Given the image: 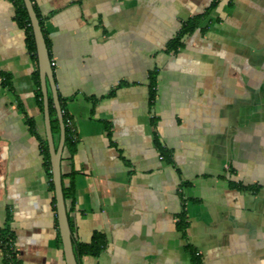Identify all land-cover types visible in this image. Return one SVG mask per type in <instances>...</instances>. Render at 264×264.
I'll return each mask as SVG.
<instances>
[{
    "label": "crops",
    "instance_id": "0c3cea01",
    "mask_svg": "<svg viewBox=\"0 0 264 264\" xmlns=\"http://www.w3.org/2000/svg\"><path fill=\"white\" fill-rule=\"evenodd\" d=\"M30 1L76 131L60 162L72 239L106 240L79 264H264V0H220L175 52L212 0ZM35 70L0 0V228L19 264H64L27 123L45 137Z\"/></svg>",
    "mask_w": 264,
    "mask_h": 264
},
{
    "label": "trees",
    "instance_id": "16d2710c",
    "mask_svg": "<svg viewBox=\"0 0 264 264\" xmlns=\"http://www.w3.org/2000/svg\"><path fill=\"white\" fill-rule=\"evenodd\" d=\"M12 1L15 7V19L17 21V24L19 27H21L24 30L25 43H26L27 49L32 55L34 61H36L35 43L33 39L32 28L28 20L27 11L23 5L22 0H12ZM219 1L220 0H212L210 5L206 9V11H204V13L193 16L191 19L187 20L183 25H181L177 35L167 44L166 49H165L166 52H175L178 48H180L182 46V39L185 36L190 35L191 33H193L196 29L200 27V24L202 20L204 19V17L208 15V13L217 5ZM32 77L37 87L36 99H37L38 108L40 112L42 113L43 112V102H42V94L40 91L39 75H38L37 70L33 72ZM3 81H4L3 83L4 86L8 85L7 78L4 77ZM58 99H59L60 109L62 112L63 122L65 126V140H64L63 149H65L68 152V154L72 156L75 153L77 137H76V134H74L70 130V128L66 126V120L68 118H67V113L65 111L64 102H63V99H61L59 96H58ZM70 99L71 98H68L67 100H70ZM154 99H155V72H152L149 74V104L150 105L154 102ZM48 101H49L51 131H52V136L54 139V144L56 146L58 143V139H59V124L56 118V112L53 107V102L51 99L50 92H48ZM27 123L30 129V132L32 133V135L36 137V139L39 142L40 153L43 158V164L45 167L46 175L49 178V190L52 193L51 204H52L53 211L55 212L54 188H53V183L51 181L49 153H48L46 139L44 136H39L37 134L32 120L28 119ZM160 154L163 158L168 157V155L166 154V151L163 149H160ZM64 180H65V176L61 175L62 192H63L64 201L66 202L68 199H71L73 197V181L71 180L70 184L66 186L64 184ZM54 219L56 223V215ZM69 226L71 229L70 222H69ZM177 227L181 231L185 227L183 214L180 217V221L177 224ZM71 233H72V230H71ZM9 239L14 241L13 235L9 232L7 227L0 228V251L2 253L3 264H19L17 260L16 251H11L9 246L5 244L7 240ZM57 243H58V247L61 250V241L59 238V234L57 235ZM72 243H73V251H74V254L79 264V260L84 256H91V257L98 256L104 249L106 245V240L102 234L94 232L92 234L91 240L88 243L75 242L73 241V239H72ZM194 264H198L197 261L196 262L194 261Z\"/></svg>",
    "mask_w": 264,
    "mask_h": 264
},
{
    "label": "water",
    "instance_id": "95a60500",
    "mask_svg": "<svg viewBox=\"0 0 264 264\" xmlns=\"http://www.w3.org/2000/svg\"><path fill=\"white\" fill-rule=\"evenodd\" d=\"M23 3L26 8L29 22L32 28V34L36 49L37 67L43 102L45 139L49 153L51 181L53 183L54 188L57 228L61 241V249L63 253L64 264H78V261L73 251L72 233L68 222L66 206L62 192L60 162L65 140V126L54 82L53 69L50 65L51 62L48 55L44 36L42 34L41 27L38 18L36 17L31 1L23 0ZM48 92H50L51 94L53 107L55 109L56 118L59 124V139L56 146L54 144L50 125Z\"/></svg>",
    "mask_w": 264,
    "mask_h": 264
},
{
    "label": "built area",
    "instance_id": "2783aa9c",
    "mask_svg": "<svg viewBox=\"0 0 264 264\" xmlns=\"http://www.w3.org/2000/svg\"><path fill=\"white\" fill-rule=\"evenodd\" d=\"M50 65H51V67H53L54 66V62H51ZM66 126L69 127L70 130L74 134H76L75 128L73 126V123H72V121L69 118L66 120ZM5 244L9 246V248H10L11 251H15L14 241H12V240L9 239V240H7V242Z\"/></svg>",
    "mask_w": 264,
    "mask_h": 264
}]
</instances>
